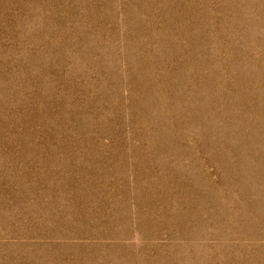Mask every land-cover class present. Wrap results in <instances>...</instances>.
Wrapping results in <instances>:
<instances>
[{"label":"rangeland","instance_id":"1","mask_svg":"<svg viewBox=\"0 0 264 264\" xmlns=\"http://www.w3.org/2000/svg\"><path fill=\"white\" fill-rule=\"evenodd\" d=\"M0 264H264V0H0Z\"/></svg>","mask_w":264,"mask_h":264}]
</instances>
